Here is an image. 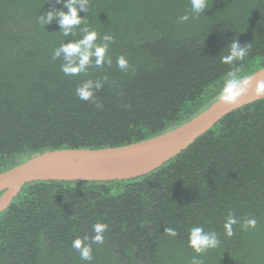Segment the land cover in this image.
<instances>
[{
	"label": "trees",
	"instance_id": "obj_1",
	"mask_svg": "<svg viewBox=\"0 0 264 264\" xmlns=\"http://www.w3.org/2000/svg\"><path fill=\"white\" fill-rule=\"evenodd\" d=\"M209 2L196 14L190 0H89L79 15L101 37L114 36L112 63L65 76L53 51L81 33L64 37L56 18L37 23L67 12L63 0H0V174L45 152L118 148L164 134L215 102L228 71L264 68V0ZM187 12L190 20L179 23ZM234 40L250 45L248 55L223 64ZM120 55L128 71L117 67ZM86 80L101 85L95 102L75 93ZM230 212L238 223L228 238ZM249 217L257 226L243 231L239 221ZM97 222L108 230L104 244L92 245L90 264H191L187 235L195 226L221 241L202 264H264V100L225 115L142 177L25 184L0 213V264H89L71 244L91 238ZM168 227L178 236L168 237Z\"/></svg>",
	"mask_w": 264,
	"mask_h": 264
},
{
	"label": "clouds",
	"instance_id": "obj_2",
	"mask_svg": "<svg viewBox=\"0 0 264 264\" xmlns=\"http://www.w3.org/2000/svg\"><path fill=\"white\" fill-rule=\"evenodd\" d=\"M62 0H57L61 3ZM89 0H63V10H57L55 13L48 12L42 15L37 23L42 27L50 24L53 18L57 19L60 26V32L64 37L75 36L77 30L81 33L79 39L68 40L62 42L56 47L52 54V59H62L60 70L65 76H78L87 74L90 67L100 68L105 64L111 65L112 59L108 55L110 45L115 42V38L111 34H105L102 37L93 28L87 26L86 17L81 18L79 12L88 11ZM210 7L209 0H190V10L192 13H202ZM189 13L178 18L179 23H186L190 20ZM99 41V42H98ZM250 45L243 47L238 45L234 40L228 49V53L221 57V62L226 65H231L233 61H243L248 55ZM63 53V57L61 54ZM116 65L121 71L129 70L128 59L124 55L116 57ZM242 69L237 67L228 71L225 74L223 86L215 96V101L224 104L225 106L234 105L237 100L242 97L248 90V86L252 79L250 73L241 74ZM99 81L86 80L81 83L75 90L77 97L82 101L92 100L95 102V92L100 89ZM256 95L264 93V81L258 82L255 87ZM96 106L101 107L98 103ZM238 223L237 218L230 212L223 223V234L225 237L231 238L235 235L233 226ZM239 225L243 231L255 229L257 220L254 217H249L243 221H239ZM94 235L90 238L85 235L83 238L77 237L72 241L71 247L75 249L80 259L88 261L89 264L93 260L92 245L104 244V233L108 230V225L97 222L92 225ZM164 233L175 238L178 232L175 228H165ZM89 240L91 242L89 243ZM221 241L219 233L215 231H205L204 227L195 226L188 229L187 247L190 248L195 255L192 257L191 264H202L201 257L206 252L216 249Z\"/></svg>",
	"mask_w": 264,
	"mask_h": 264
},
{
	"label": "water",
	"instance_id": "obj_3",
	"mask_svg": "<svg viewBox=\"0 0 264 264\" xmlns=\"http://www.w3.org/2000/svg\"><path fill=\"white\" fill-rule=\"evenodd\" d=\"M264 81V68L252 74L247 92L232 106L213 102L185 124L148 140L118 148L57 150L34 156L0 174V213L21 188L32 182L126 181L155 171L186 149L225 115L256 101L255 87Z\"/></svg>",
	"mask_w": 264,
	"mask_h": 264
}]
</instances>
